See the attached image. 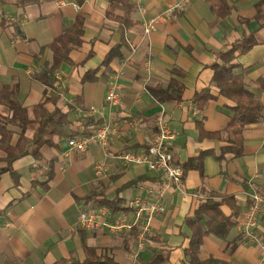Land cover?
<instances>
[{
	"label": "crops",
	"instance_id": "0c3cea01",
	"mask_svg": "<svg viewBox=\"0 0 264 264\" xmlns=\"http://www.w3.org/2000/svg\"><path fill=\"white\" fill-rule=\"evenodd\" d=\"M175 1L129 0L130 9L114 7L113 0H40L24 7L0 2V89L14 90L22 106L44 102L48 111L68 113L78 136H85L79 133L89 119L101 121L96 127L113 128L105 147L91 139L83 151L70 149V138L54 136L53 145L41 146L36 155L16 158L11 171L0 146V264L82 260L85 245L119 264H144L154 254L163 259L161 264H190L185 254L192 234L188 218L207 197L220 200L224 195L235 200L219 206L224 216L239 207L234 225L225 237L206 234L198 259L264 264L260 245L243 239L238 228L249 193L256 190L264 198V26L255 19L261 0H224L230 11L222 17L209 0H189L183 11L145 34V22ZM79 12L84 14L82 44L55 72V87H46L33 75L51 62L46 46L73 24ZM124 15L134 25L121 32L116 17ZM251 33L257 43L227 59L224 51L232 42ZM113 47L117 55L106 67L102 60ZM213 63L233 64V72L262 104L260 119L243 129L242 155L232 159L218 157L226 142L213 135L228 124L235 104L219 93ZM114 77L119 99L108 103L105 97ZM169 83L183 86L178 100L158 102L147 89ZM204 88L212 98L199 109L193 99ZM91 106L94 112H89ZM159 111L175 132L169 147L174 162L181 166L201 155L200 167L187 169L181 188L165 193L163 210L149 218L150 232L142 247L133 226L115 233L104 227L81 228L77 218L81 208H103L111 218L122 215L133 222L127 200L152 199L149 186L157 173L145 164H125L119 155L126 150L146 153ZM0 112L11 114L4 104ZM7 128L14 132L10 144L15 145L21 128L11 124ZM31 133L28 128L26 135ZM99 162L105 165L101 174L95 170ZM115 199L119 204L112 208ZM205 221L201 220L202 227ZM256 231L264 244V201Z\"/></svg>",
	"mask_w": 264,
	"mask_h": 264
},
{
	"label": "trees",
	"instance_id": "16d2710c",
	"mask_svg": "<svg viewBox=\"0 0 264 264\" xmlns=\"http://www.w3.org/2000/svg\"><path fill=\"white\" fill-rule=\"evenodd\" d=\"M11 2L19 7H24L31 3L39 2L40 0H0V2ZM215 13L222 17L227 15L230 11V7L225 4L224 0H209ZM114 7H123L130 9L131 5L129 0H113ZM264 0H261L256 5L255 19L259 22L260 26H264ZM118 22V29L122 32L129 29L134 25L130 16L124 15L122 17H116ZM83 21L84 14L79 12L73 24L70 27H64L59 36L53 39L46 47L52 52V60L50 63H46L42 69L34 73L33 77L44 84L46 87L54 88L57 78L55 72L64 62H69V53L73 48H78L82 44L83 35ZM256 39L253 34L244 35L241 39L232 42L229 49L224 51L227 59H231L233 52L242 54L246 52L252 45H254ZM116 47L112 48L105 58L102 60V64L106 67L110 61L116 57ZM215 72L213 81L218 87L219 93L228 97L235 104L232 107V115L228 124L222 131L213 133L217 138H223L226 145L222 147L219 158L232 159L242 155L243 145V129L246 125L257 122L261 117L262 104L255 98V95L244 87L242 77L239 74L233 72V64H212ZM148 91L158 101L162 102L167 99H179L183 86L180 83H169L167 85L157 84L147 87ZM58 96H55L56 99ZM212 98L209 94V89L204 88L200 92L195 93L194 103L199 109H203L207 104V101ZM48 99V98H46ZM45 99V100H46ZM0 104L6 105L11 114H3L0 112V146H3L7 152V165L6 169L10 170L12 162L27 153L36 155L38 150L43 145H53V137L59 136L60 138L66 136L68 138H75L78 136L76 130L73 129L69 120V114L64 113L59 109L48 111L44 102L35 104L31 107L22 106L16 99L14 90H9L8 86H4L0 89ZM29 110L32 112V117H29ZM100 120L93 121L89 119L86 124L85 130H82L79 134L85 136H92L96 130V125L100 124ZM15 125L21 128L18 141L15 145L10 144V140L14 132L7 128V125ZM89 126V127H88ZM95 129L91 131L92 128ZM31 129V135H26L27 129ZM228 155V156H227ZM201 155L190 158L185 161L181 167L183 172L187 169L200 167ZM173 163L176 164L173 160ZM11 171V170H10ZM184 177V176H183ZM232 202L234 197L231 195H224L220 200H215L212 196L207 197L201 203H199L192 215V218H188L189 224L192 227V234L190 237V243L185 254L189 256L190 264H221L220 262L208 260L201 261L198 259V252L202 243L203 237L208 233H214L220 237H225L231 227L234 225V218L238 214L239 207L235 205L232 208L231 216H224L219 206L223 202ZM117 203L113 206L112 202H106L107 206H113L117 208L119 201L114 200ZM204 227L201 225V220L205 219ZM132 228V227H131ZM133 229L139 230L138 225H133ZM85 257L82 260L74 257L61 258L54 261L51 264H119L111 256L106 254H97L94 247H84ZM163 259L158 257V254H154L151 258L145 261L144 264H161Z\"/></svg>",
	"mask_w": 264,
	"mask_h": 264
},
{
	"label": "built area",
	"instance_id": "2783aa9c",
	"mask_svg": "<svg viewBox=\"0 0 264 264\" xmlns=\"http://www.w3.org/2000/svg\"><path fill=\"white\" fill-rule=\"evenodd\" d=\"M188 1L189 0H176L163 14H158L148 19L143 27L144 33L148 34L154 30L157 23L166 17L171 16L175 12L183 11ZM118 86L119 84L116 77L112 78L109 82V89L105 97L108 103H115L118 101ZM94 111L95 108L91 106L89 112ZM154 124L156 133L148 144L146 153H136L126 150L119 155V158L125 164H145L149 170L157 173L156 179L149 186L150 192L153 193L152 199L146 200L141 197H135L127 200V206L134 211L135 220L133 222L128 221L122 215L111 218L108 211L103 208L98 211L81 208L77 216L78 224L81 228L85 230H95L104 227L110 232L115 233L121 232L124 229H129L133 225H138V246L142 247L145 244L147 235L150 232L149 218L163 210L162 200L165 193L173 187L181 188L184 176L182 167L173 163V156L169 147L175 138V132L171 129L162 111L156 114ZM112 129L110 124H102L96 128L92 136L70 138L67 144L70 149L83 151L87 143L93 139L105 147L112 133ZM104 166L103 162L97 163L95 165L96 173L101 174ZM263 201L264 198L258 191L253 190L249 193V203L242 213L238 228L243 239L260 245L264 257L263 240L256 231Z\"/></svg>",
	"mask_w": 264,
	"mask_h": 264
}]
</instances>
